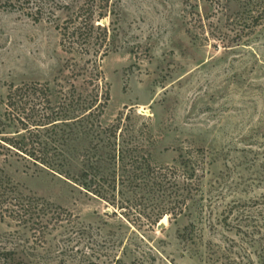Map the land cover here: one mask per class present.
<instances>
[{"label":"rangeland","instance_id":"1","mask_svg":"<svg viewBox=\"0 0 264 264\" xmlns=\"http://www.w3.org/2000/svg\"><path fill=\"white\" fill-rule=\"evenodd\" d=\"M106 1L117 15L99 22L111 41L100 60V94L109 97L101 124L150 128L157 166L204 150L209 166L202 189L211 208L202 223L165 216L142 242L120 211L71 180L21 157L0 159L21 191L72 214L76 230L35 241L39 255L53 258L44 259L49 264H104L105 243L122 237L132 253L122 255L123 247L118 256L128 262L137 256L141 264H264V0ZM57 14L59 21L36 22L0 9V116L13 88L53 86L69 59L56 27L66 15ZM78 170L73 166L70 175ZM192 223L197 235L185 242L180 234ZM33 240L0 220V248L28 250Z\"/></svg>","mask_w":264,"mask_h":264},{"label":"trees","instance_id":"2","mask_svg":"<svg viewBox=\"0 0 264 264\" xmlns=\"http://www.w3.org/2000/svg\"><path fill=\"white\" fill-rule=\"evenodd\" d=\"M0 9L23 12L36 22L45 18L59 21L57 12H64L65 19L56 27L63 49L70 55L53 86L31 83L9 93L5 113L0 116V159L21 157L71 180L120 211L123 221L134 228L132 233L138 234L142 242L165 216L170 221L182 216L197 217L202 223L211 208L205 204L202 189L209 166L204 150H186L173 165L157 166L152 162L155 141L150 128L122 124L121 120L107 127L101 124L109 97L108 92L100 94L104 80L100 60L108 53L111 41L109 28L99 22L117 15L109 2L0 0ZM130 119L128 115L126 121ZM70 149L76 151L72 158ZM75 165L79 170L72 176L70 169ZM0 220L34 238L28 250L0 248V264H49L53 258L39 255L34 242L46 241L55 230H76L67 209L25 194L1 165ZM197 230L192 223L180 238L189 242ZM124 243L122 237L105 243L110 254L104 255V264H141L136 254L130 262L118 256ZM128 252L124 247L122 255Z\"/></svg>","mask_w":264,"mask_h":264},{"label":"bare ground","instance_id":"3","mask_svg":"<svg viewBox=\"0 0 264 264\" xmlns=\"http://www.w3.org/2000/svg\"><path fill=\"white\" fill-rule=\"evenodd\" d=\"M167 220H168L167 217L163 218V220L161 221V226L164 225L167 222Z\"/></svg>","mask_w":264,"mask_h":264},{"label":"water","instance_id":"4","mask_svg":"<svg viewBox=\"0 0 264 264\" xmlns=\"http://www.w3.org/2000/svg\"><path fill=\"white\" fill-rule=\"evenodd\" d=\"M162 226L160 225L159 228H161Z\"/></svg>","mask_w":264,"mask_h":264}]
</instances>
